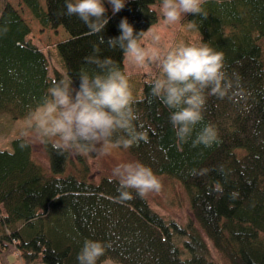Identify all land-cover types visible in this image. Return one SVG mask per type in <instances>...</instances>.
Instances as JSON below:
<instances>
[{"label":"trees","instance_id":"trees-1","mask_svg":"<svg viewBox=\"0 0 264 264\" xmlns=\"http://www.w3.org/2000/svg\"><path fill=\"white\" fill-rule=\"evenodd\" d=\"M1 2L0 29L7 32H0V113L18 119L33 115L53 81L70 78L78 86L82 72L100 73L86 58H109L125 74V52L109 47L107 40L120 35L122 18L135 32H145L156 22L154 6L162 0H126L115 15L105 3L109 22L97 34L76 15L66 14V0H20L41 28L61 31L54 48L64 74L31 41L30 24L17 6ZM202 7L207 18L187 14L174 46L207 43L224 53L228 75L239 78L243 97L208 95L196 128L214 126L220 142L193 147L191 140H177L170 110L151 94L157 66L153 76H140L133 103L147 142L121 146L154 174L182 184L193 222L165 219L133 189L132 200L116 202L119 180L86 178L88 167L80 154L81 177L56 176L70 165L69 150L61 153L47 144L48 172L31 160L29 141L17 138L12 151L0 150V248L13 246L24 264H79L84 242L92 240L111 245L97 264L106 259L118 264H219L209 241L224 264H264V0H206ZM189 23L196 28L189 29ZM217 182L222 194L215 191ZM233 192L238 198H231Z\"/></svg>","mask_w":264,"mask_h":264},{"label":"clouds","instance_id":"clouds-1","mask_svg":"<svg viewBox=\"0 0 264 264\" xmlns=\"http://www.w3.org/2000/svg\"><path fill=\"white\" fill-rule=\"evenodd\" d=\"M206 0H162L160 8L164 25L179 24L187 14L207 18L202 5ZM110 5L113 15L124 9L126 0H66V14L76 15L92 34L103 32L109 22ZM120 35L109 38V47H119L130 63L137 68L151 71L152 65L159 67V74L151 81V94L170 110V122L177 140L192 141L193 147H211L219 143L216 129L205 125L196 132L204 119L203 112L207 96L235 100L243 97L239 78L229 76L225 70L224 53L214 50L207 43L180 42L163 51L158 47L160 36L152 33V43L144 46L141 38L147 32H135L126 18L119 22ZM195 29V23L187 25ZM6 33L7 28L0 29ZM100 42L104 43L103 37ZM95 63L100 73L89 75L82 72L78 86L74 81H53L48 95L30 118V125L42 142L53 141L58 152L73 150L83 155L104 154L109 147L129 148L140 141L147 142V135L138 125L139 116L134 110L133 93L129 78L114 62L86 58ZM195 138L193 139V133ZM220 172L224 175L223 167ZM191 174H196L192 170ZM112 176L119 180V196L116 202L123 203L134 197L133 189L141 198L149 193H158L161 179L139 162L121 163L112 169ZM215 191L222 194L219 182ZM232 199L238 193L230 194ZM110 244L86 240L77 256L79 264H97ZM105 264H112L105 261Z\"/></svg>","mask_w":264,"mask_h":264},{"label":"rangeland","instance_id":"rangeland-1","mask_svg":"<svg viewBox=\"0 0 264 264\" xmlns=\"http://www.w3.org/2000/svg\"><path fill=\"white\" fill-rule=\"evenodd\" d=\"M1 1L2 0H0V7L2 6ZM6 1L16 5L19 11H21L24 19L30 24L31 32L29 37L31 38V41L46 53L51 61L52 67L57 68V70L64 74V71L61 69L58 62V54L54 48L56 41L60 38L61 31H52L50 28H41L27 9L22 7L20 0ZM160 5L161 2L154 6L157 13V20L145 31L147 32L149 28L151 29V32L141 38V43L144 44V46H148L152 43V33H157L160 36L158 47H160L163 51H167L178 42L179 32L182 30V26L181 22L179 24L164 25ZM191 35L195 38L194 33ZM123 63L125 75L129 78L133 98L137 97L140 91V76H153L157 65H152L151 71L137 68L130 63L126 54L124 56ZM31 117L13 119L7 114L0 113V150L12 151V141L17 138H25L32 145V152L30 155L31 160L37 163L42 169L50 172L51 168L47 152V144H53V141H41L30 125ZM69 151L71 159L70 165H68L63 172L58 173L56 176L74 174L77 177H81V172L78 173V171H81L83 167H81L77 161V155L80 153L73 150ZM80 155L83 157L84 162L88 167V172H86L85 176L91 180H98L101 176L113 177L112 169L121 163L138 162L121 147H109L104 154L94 153L89 155ZM155 175L161 179L162 188L158 193H149L145 196L150 207L165 219H172L180 224H185L189 220L193 222L189 199L182 184L170 176L163 174ZM208 246L210 247L211 256L214 261L219 264H224L225 262L218 252L212 247L209 241ZM105 261H111L112 264H118L110 259L103 260L100 264H105ZM0 262L1 264H24L20 258V254L13 246H8L0 251ZM30 264L42 263L36 260Z\"/></svg>","mask_w":264,"mask_h":264}]
</instances>
